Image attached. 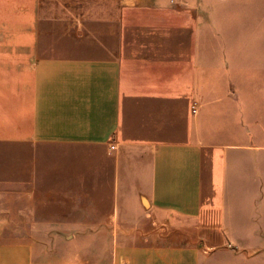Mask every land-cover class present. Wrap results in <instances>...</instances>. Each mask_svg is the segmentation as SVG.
Returning <instances> with one entry per match:
<instances>
[{"label":"crops","instance_id":"0c3cea01","mask_svg":"<svg viewBox=\"0 0 264 264\" xmlns=\"http://www.w3.org/2000/svg\"><path fill=\"white\" fill-rule=\"evenodd\" d=\"M177 2L0 0V264H264V43Z\"/></svg>","mask_w":264,"mask_h":264},{"label":"rangeland","instance_id":"374dc122","mask_svg":"<svg viewBox=\"0 0 264 264\" xmlns=\"http://www.w3.org/2000/svg\"><path fill=\"white\" fill-rule=\"evenodd\" d=\"M62 1L71 7L74 6L75 1H80L82 7H88L92 3V0ZM250 6L255 9L253 11L256 16L252 18L244 13V10ZM174 8L177 10V16L172 13L171 18H168L162 14L161 24L158 18L155 20L157 26L155 30H201L203 27V30H214L211 34V41L216 42L218 41L216 30H241L240 33L245 30H256L253 33L252 42L264 43V0H253L252 2L250 0H204V2L202 0L197 2L178 0ZM156 15L158 17V12ZM26 229L2 227L0 235L3 240H9L11 235L25 233ZM126 229L134 232V228ZM121 231H125V228H117L120 235ZM153 231V228L150 229L151 233Z\"/></svg>","mask_w":264,"mask_h":264},{"label":"built area","instance_id":"2783aa9c","mask_svg":"<svg viewBox=\"0 0 264 264\" xmlns=\"http://www.w3.org/2000/svg\"><path fill=\"white\" fill-rule=\"evenodd\" d=\"M193 112H195V108L193 107Z\"/></svg>","mask_w":264,"mask_h":264}]
</instances>
